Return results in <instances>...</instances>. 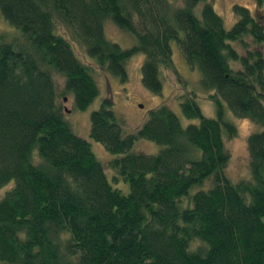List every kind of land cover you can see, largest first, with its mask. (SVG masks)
<instances>
[{
	"label": "trees",
	"instance_id": "1",
	"mask_svg": "<svg viewBox=\"0 0 264 264\" xmlns=\"http://www.w3.org/2000/svg\"><path fill=\"white\" fill-rule=\"evenodd\" d=\"M233 13L226 29L211 0H0L14 30L0 33V188L9 186L0 264H264V16ZM107 21L133 46L108 41ZM71 42L123 84L128 61L142 56L141 82L155 95L161 72L176 73V44L212 92L215 117L185 95L180 110L196 123L183 127L161 102L125 133L106 96L89 123V137L116 157L104 166L59 104L71 94L84 111L99 95ZM226 109L260 128L246 141L249 178L236 182L226 176L225 141L236 136ZM142 140L160 150L133 151Z\"/></svg>",
	"mask_w": 264,
	"mask_h": 264
},
{
	"label": "rangeland",
	"instance_id": "2",
	"mask_svg": "<svg viewBox=\"0 0 264 264\" xmlns=\"http://www.w3.org/2000/svg\"><path fill=\"white\" fill-rule=\"evenodd\" d=\"M211 1L213 3L214 10L222 18L224 27L226 29H229L236 21L235 15L233 13L234 5L243 6L249 9L254 15L256 14L257 16H264V3L260 8H257L253 0ZM9 27L11 26L4 21L0 14V33H8ZM13 31L14 30L12 28L10 33L12 34ZM104 31L108 41L116 43L124 49L130 48L135 43L132 37H130L127 33L120 31L111 22L107 21L105 23ZM58 33L62 34L63 30L58 29ZM72 47L79 56V59L84 61L91 68L92 75L99 88V95L84 111L75 109L73 96L71 94L66 93L60 96L59 104L61 105V110L65 115V120L71 127L72 131L77 136L88 141L95 157L103 165L108 160L116 157L108 153L100 143L93 141L89 137V123L91 112L99 108L102 99L106 96L111 98L113 102V110L119 120H121L125 133H131L135 129L139 128L147 119L150 110L154 109L161 102H165L169 108L179 117L183 127L196 123L193 120L186 119L180 110V100L181 97L185 95L194 97V100L196 101L204 116L209 118L215 117L214 105L209 100V95H211L212 92L201 89L199 85V81L201 79L200 73L195 69H191V67L187 65L176 44L172 45L173 62L176 73L166 70L161 72V79L163 82L162 95H155L143 87L140 71V63L143 61L142 56H135L128 61L126 66L128 80L126 84H123L118 78L105 75L101 71L100 66L93 60L90 61L84 55V50L78 47V45L72 43ZM236 48L239 52L243 53L238 46H236ZM56 79L58 81L56 88L59 93L63 88L62 85L64 82L60 77H56ZM64 98H66V101L63 100ZM225 113L227 120L231 122L236 128V136L225 141V147L230 156L226 168V176L232 182L248 179L249 171L246 141L250 134L259 131L260 128L256 124L252 123L249 119L234 117V115L227 109L225 110ZM159 150L160 146L157 144L143 140L138 141L133 147V151L148 155H153ZM35 157H37V155L34 156V159ZM107 176L109 177V181L114 188L119 189L122 194H126L128 192V185L123 181H120V185L113 183L111 180L112 174L108 170ZM9 185L11 187L12 184ZM8 188L9 186L0 188V199L3 197ZM200 188L201 187H195L192 189L189 193L190 196Z\"/></svg>",
	"mask_w": 264,
	"mask_h": 264
},
{
	"label": "water",
	"instance_id": "3",
	"mask_svg": "<svg viewBox=\"0 0 264 264\" xmlns=\"http://www.w3.org/2000/svg\"><path fill=\"white\" fill-rule=\"evenodd\" d=\"M64 101H66V99H64ZM68 112V111H67Z\"/></svg>",
	"mask_w": 264,
	"mask_h": 264
}]
</instances>
